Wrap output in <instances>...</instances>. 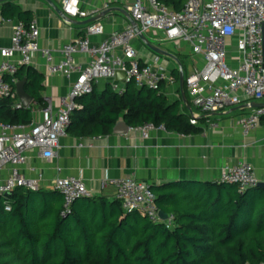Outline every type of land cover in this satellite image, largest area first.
Returning <instances> with one entry per match:
<instances>
[{
	"label": "built area",
	"instance_id": "2783aa9c",
	"mask_svg": "<svg viewBox=\"0 0 264 264\" xmlns=\"http://www.w3.org/2000/svg\"><path fill=\"white\" fill-rule=\"evenodd\" d=\"M61 12L70 19H86L92 12L81 8V0H58ZM124 10L137 24L141 33L155 31L163 33L168 41L181 42L190 48V53L200 60L201 67L195 68L184 77V85L191 104L199 113L191 114L189 122L197 124L200 114L224 112L229 108L264 100V0H186L180 11H172L158 0H123ZM5 20H0V26ZM102 26L89 25L84 36L65 44L61 58L56 61L48 49H39V30L35 20L29 23L15 22L11 26V44L0 48V101L16 99L12 84L19 67L32 66V58L39 54L44 59L45 72L75 79L59 107L53 111L51 99L44 97L39 112L40 120L30 124H12L0 121V195L11 193L16 188L37 191L41 188L40 175L29 177L20 171L27 160V153L35 150L37 157L50 161L57 156L60 137L64 136L70 123V115L78 106L76 99L89 95L94 84L101 79L109 80L111 89L122 94L127 83L160 91L162 82H172L162 68L153 64L139 65L136 50L131 42L138 33L130 25L113 32L106 40L92 44L90 37L100 35ZM117 50L121 51L118 55ZM17 55V61L13 57ZM83 57L84 61H78ZM117 71L124 73V79L117 81ZM10 77V82L6 78ZM14 108H23L15 101ZM264 117V107L254 108L251 113L236 120L243 137H247ZM142 138L164 126L147 123L134 128ZM35 173L33 167L28 169ZM219 182L235 184L239 191L258 185V179L251 164L240 162L228 165L221 171ZM114 188V198L124 211H136L153 223L173 227L172 216H159V209L150 187L133 178L108 181ZM106 183H103L105 186ZM52 189L63 198L64 213L81 198L91 197L81 179L57 177ZM9 211V206L4 208ZM264 264V262L259 263Z\"/></svg>",
	"mask_w": 264,
	"mask_h": 264
},
{
	"label": "trees",
	"instance_id": "16d2710c",
	"mask_svg": "<svg viewBox=\"0 0 264 264\" xmlns=\"http://www.w3.org/2000/svg\"><path fill=\"white\" fill-rule=\"evenodd\" d=\"M158 1L172 11H180L186 2ZM4 10L5 17L29 23L27 13L14 8L10 15ZM178 77L177 73L174 79ZM13 78L25 79V92L41 103L43 76L35 68L19 67ZM183 90L186 96L184 84ZM14 102L0 101V121L30 123V109L14 108ZM75 102L81 107L72 111L67 130L79 135L110 134L120 120L131 128L152 123L178 133L198 130L190 116L180 113L178 102L169 103L160 91L132 82L120 95L110 86L101 95L93 88ZM150 190L158 209L172 216V228L136 211H124L118 200L101 196L78 199L63 214V198L54 190L16 188L0 195V264L264 262V188L241 192L235 184L220 182L195 192L175 186Z\"/></svg>",
	"mask_w": 264,
	"mask_h": 264
},
{
	"label": "crops",
	"instance_id": "0c3cea01",
	"mask_svg": "<svg viewBox=\"0 0 264 264\" xmlns=\"http://www.w3.org/2000/svg\"><path fill=\"white\" fill-rule=\"evenodd\" d=\"M49 1L53 6L45 0L0 2V20H5L0 26V48L10 47L11 26L19 21L5 17L3 8L6 14L10 15L14 13L13 9L17 8L28 14L29 22L35 20L39 30L38 48L50 50L56 61L61 58V48L83 37L84 29L89 25H99L103 28L102 34L90 37L92 44H98L106 40L111 33L131 25L121 13L124 10L123 0H81V8L92 12V16L74 19L76 24L65 21L55 11L54 6L60 9L58 0ZM88 20L94 21L80 23ZM142 34L143 39L137 36L131 42L138 60L142 64H153L157 58L154 67L162 68L164 74L172 79V82H162L160 93L165 95L169 103L178 102L180 113L187 116L196 114L192 112L194 107L188 94L185 96L183 87L179 84V65L184 77L197 68L185 67V57L191 54L189 46L168 41L163 33L146 31ZM116 53L121 55L120 50ZM17 59L18 56L15 55L13 61ZM76 59L84 61L83 57ZM32 67L43 76V90L40 92V104L32 99L28 108H24L30 109V123L42 118L39 110L44 105V97L51 99L55 111L61 100L67 96L75 79V75L64 77L47 74L44 59L39 54L33 56ZM177 73L179 77L174 79ZM119 85L125 87L122 82H119ZM108 86L111 89L110 81L101 79L93 88L96 95H101ZM15 101H19L18 97ZM256 103L264 104V100ZM76 104L77 108L81 107L79 102ZM252 109L254 107L241 105L224 112L200 114L197 124L192 125L198 128L195 133L156 129L145 139L139 131L131 127H128L125 134H114L112 131L110 134L97 136L79 135L68 129L59 139L56 158L45 161L37 157L35 150H31L27 153V160L20 167V171L29 177H36V173L40 175L41 188L47 190H53L52 182L57 177L78 178L92 196L106 197L109 200L115 199L114 188L108 184L112 179L133 178L150 188L175 186L195 192L220 183L222 169L240 162L251 164L258 183H264V117L247 137L242 136L236 125L237 118L251 113ZM31 167L36 170L35 173L28 171ZM6 175V172H1L0 179L3 181ZM103 183L106 185L103 186Z\"/></svg>",
	"mask_w": 264,
	"mask_h": 264
},
{
	"label": "water",
	"instance_id": "95a60500",
	"mask_svg": "<svg viewBox=\"0 0 264 264\" xmlns=\"http://www.w3.org/2000/svg\"><path fill=\"white\" fill-rule=\"evenodd\" d=\"M2 1H5V0H0V2H2ZM45 1H47L49 4H51V2L49 0H45ZM54 9L60 15V17L62 19H64L65 21H67V22H69L71 24H76L77 23L74 19H70L67 16H65L61 12V10L58 9L57 7L54 6ZM121 13L124 14V16L130 21V24L133 26L134 30L138 33V37L143 39V34L140 32L137 24L133 21V19L130 17V15L125 10H122ZM92 21H94V20H88V21H84V22H80V23L81 24H87V23H90ZM263 59H264V45H263ZM179 66H180V68H179V74H180L179 84H180V87L182 88L183 87V82H184V75H183V71H182L181 65H179ZM124 77H125L124 73L121 72V71H117L116 74H115V79L117 81L123 80ZM25 81L26 80L23 79V80H21V81H19V82H17L15 84V92H16V95H17L22 107L23 108H28V106L32 102V98L24 90ZM251 106L254 107V108H262V107H264V104L263 103L253 102V103H251ZM127 130H128V126L124 122H118L114 126L113 133L114 134H125L127 132ZM257 186L264 188V183H258ZM159 216L162 219H166L167 218V214L165 212L161 211V210L159 211Z\"/></svg>",
	"mask_w": 264,
	"mask_h": 264
},
{
	"label": "rangeland",
	"instance_id": "374dc122",
	"mask_svg": "<svg viewBox=\"0 0 264 264\" xmlns=\"http://www.w3.org/2000/svg\"><path fill=\"white\" fill-rule=\"evenodd\" d=\"M184 64H185L186 69H189L190 67H192V68L193 67H197V68L201 67L200 60L197 57L193 56L192 54H190L189 56L185 57ZM192 112L196 113V114L198 113V111L196 109H194V108H192Z\"/></svg>",
	"mask_w": 264,
	"mask_h": 264
}]
</instances>
